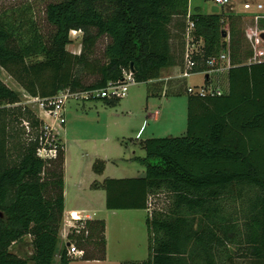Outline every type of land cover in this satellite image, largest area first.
I'll return each mask as SVG.
<instances>
[{"label":"trees","instance_id":"16d2710c","mask_svg":"<svg viewBox=\"0 0 264 264\" xmlns=\"http://www.w3.org/2000/svg\"><path fill=\"white\" fill-rule=\"evenodd\" d=\"M189 0H61L49 3L47 21L54 31L34 32L18 40L0 22V68L28 94L45 98L62 89L99 90L132 70L137 83L152 81L151 93L162 95V70L183 65ZM181 29V48L173 50L174 22ZM195 23L192 73L228 51L229 92L187 93L186 80L167 84L165 95H187V130L183 136L140 141L137 157L145 175L107 178L108 210L148 209L150 195H171L169 210L146 217L148 256L121 264H227L228 245H240L251 261H264V61L254 60L242 37L244 15L192 11ZM228 25L226 31L224 26ZM264 30V13L258 21ZM82 33L80 54L66 49L70 32ZM110 39L104 61L92 56L98 40ZM37 58L36 61L28 59ZM86 75L97 78L85 83ZM209 82L205 76L204 84ZM108 106L121 98L94 96ZM20 92L0 78V264H70L67 245L83 251L85 260L106 255L104 219L79 220L61 243L64 213V146L56 158L38 156L44 143L43 119L21 106ZM27 129V130H26ZM100 168L96 170L101 171ZM238 199L243 224L233 221L227 201ZM240 203V204H241ZM246 205V206H245ZM25 237L30 258L12 252ZM243 239V240H242ZM92 247L93 251L88 248Z\"/></svg>","mask_w":264,"mask_h":264},{"label":"rangeland","instance_id":"374dc122","mask_svg":"<svg viewBox=\"0 0 264 264\" xmlns=\"http://www.w3.org/2000/svg\"><path fill=\"white\" fill-rule=\"evenodd\" d=\"M61 0H0V22L6 25L8 28L14 31L15 37L18 40H27L31 34L34 32L40 33L44 38H47L53 31L54 26L51 25L46 18V8L49 3L59 2ZM251 6L250 10L244 8L245 4ZM261 4L262 9L258 10L257 5ZM194 5H201L204 7L208 13L213 12V7L217 6L219 10L225 14L229 13H246L244 14V21H242L241 30L242 37L245 39V44L248 49L252 52V58L255 56L254 41L253 36L249 32H258L259 25L258 21L261 18V15L264 13V0H229V3L226 5H216L214 0H194ZM178 21V18L174 19V22L171 23L170 29L173 34L172 37V47L173 50L178 52V49L181 48V41L183 35L181 36V29L178 28L175 22ZM224 29L229 30V26L225 25ZM251 30V31H250ZM71 43L66 46L67 50L71 52L74 48L75 51H78L79 44L81 45L82 33H70ZM184 40V39H183ZM110 39L106 36H102L97 44L94 47L93 54L95 58H98L104 61V49ZM202 42L200 41L197 46H201ZM259 48V47H257ZM257 57V55L255 56ZM30 61H36L37 58L28 59ZM178 72L175 68L170 67L165 70H162L160 74L161 81L160 83L164 84L165 78L172 77L175 78ZM205 74L203 72L193 75L187 79V86H197L202 85L204 82ZM0 78L1 80L11 89L20 92V101L21 106H27L31 108L41 119V110L39 108V103L32 98L28 97V93L22 89L19 83L3 68H0ZM97 76L86 75L85 83L89 84L93 82ZM216 78V79H215ZM169 82H174L180 79H170ZM213 84H219L226 91L227 89V79L222 77V74L213 75ZM148 85L145 83L135 84L129 87L127 95L140 94L141 98L144 100L143 104L145 105L146 90ZM32 96V95H31ZM124 96V97H126ZM122 97V98H124ZM169 97V96H168ZM120 99V103L117 106H108L102 99H75L71 98L65 105V111L71 117L70 125L73 132H81L83 138H91V143H96L98 146L100 144H107L108 147L119 146L122 150V159H113L119 167L127 170L131 175H138L137 171L140 168H143V165L138 160L137 157H144L145 150L141 147L140 142H136L134 138H130L131 134L122 135L118 130L123 125L124 120L116 117V109L120 106L123 99ZM155 102L161 101V96L151 97ZM158 109V108H155ZM131 110L130 113H134V108L123 109V115H126V112ZM158 110H154L155 112ZM44 123V122H43ZM149 127L153 128V123L148 121ZM70 127V126H69ZM118 130H117V129ZM27 130V129H26ZM131 133V132H130ZM145 137H170V136H181L185 135L183 130H178V125L171 130L166 129V127H158L157 132L154 135H149L147 130L144 133ZM60 143V140L57 139V143ZM56 158V157H52ZM120 175V174H119ZM138 177V176H135ZM171 195L164 192L155 194L153 197V210H169L171 206ZM236 200L227 201V209L230 213H235L232 220L238 221L240 224H243L245 221L244 218L237 213L242 206V203ZM246 206V205H245ZM242 208V207H241ZM131 224L125 228V231L118 228L117 224H110L107 230V237L111 247V255L107 258L106 261L100 264H120L121 262L117 261L118 254L122 257L123 260H132L139 259L144 260L148 256V236L146 230V214L144 212L139 213H130ZM79 220H77L73 227L80 225ZM64 223V217L62 220V225ZM61 225V228H62ZM61 243H65V236L61 237ZM243 240V239H242ZM240 245H228L229 253L231 258L227 261V264H264V261L254 262L251 261L249 257L240 256L243 254L242 247ZM93 251L92 247L88 248ZM12 252L16 253L21 257L30 258L31 256V243L29 237H25L18 243H15L11 247ZM55 256L54 264L58 263L59 256ZM70 264H99L92 261H87L81 257H75Z\"/></svg>","mask_w":264,"mask_h":264},{"label":"crops","instance_id":"0c3cea01","mask_svg":"<svg viewBox=\"0 0 264 264\" xmlns=\"http://www.w3.org/2000/svg\"><path fill=\"white\" fill-rule=\"evenodd\" d=\"M215 4V3H214ZM189 10L192 12L195 9L202 13L209 14L201 5H194V0H189ZM251 9V8H250ZM247 9V10H250ZM219 10V9H218ZM246 14V13H235ZM179 18V17H177ZM165 70V69H164ZM217 74L227 79V89H223L224 93L229 92L228 71L223 70ZM195 75V74H193ZM191 75L190 77H192ZM189 77V78H190ZM216 79V78H215ZM159 81V80H157ZM152 81L142 82L148 85L146 90L145 102L140 94L127 95L122 98V103L116 109V117L124 120L123 125L117 130L124 136L131 134L130 138H134L136 142H140L148 137L144 133L149 132V135H154L158 127H166L171 130L178 125V130H183L186 134L187 130V95H159L151 93L150 86ZM187 82V80H186ZM140 84V83H137ZM223 88V87H222ZM161 96V101L155 102L151 97ZM121 101V100H120ZM120 103V102H119ZM118 103V104H119ZM117 106V105H116ZM133 107L134 113L131 110L123 115V109ZM158 108V109H155ZM158 110V116L154 119L153 112ZM42 115V114H41ZM43 118L46 122H50L47 117ZM71 117L64 111V121L62 127L59 129L58 139L64 146V223L60 228V236L63 238L65 234L73 227L77 219L71 217V213H76L78 219L95 220L104 219L106 223L105 238H106V255L102 260L93 259L87 260L96 263H102L111 255V247L107 237V230L110 224H117L120 232L125 231V228L131 224L130 213L144 212L146 216L149 215L148 209H122V210H108L106 208V190L104 182L107 178H137L145 175V167L138 169V175H130L124 168H118L119 165L113 159H122V150L118 146L108 147L107 144H98L96 141L91 143V138H83L81 132H73L69 124ZM153 123V128L149 127ZM70 126V127H69ZM131 132V133H130ZM183 136V135H181ZM176 137V136H170ZM101 171L96 170L100 168ZM120 174V175H119ZM80 216V218H79ZM59 256V255H58ZM57 256V257H58ZM74 256V255H72ZM77 256H74V259ZM118 262L128 260L121 259L118 254ZM138 260L139 259H132ZM120 263V264H121Z\"/></svg>","mask_w":264,"mask_h":264},{"label":"built area","instance_id":"2783aa9c","mask_svg":"<svg viewBox=\"0 0 264 264\" xmlns=\"http://www.w3.org/2000/svg\"><path fill=\"white\" fill-rule=\"evenodd\" d=\"M214 3L216 5H226L227 3H229V0H214ZM244 8L250 9L251 6L246 3L244 5ZM262 8L263 6L261 4L257 5L258 10ZM191 14L192 12L188 8L187 14L185 16L186 28L184 32L185 50H184L183 65H177L173 67L178 72L175 78L168 77L164 79L165 83H164L162 95H165L167 91V84L169 83V81H171L170 79L187 80L191 75L201 73V72L192 73V69L196 66V61L193 59V53L197 51L196 49L197 46L194 43L193 30L195 28V23L191 19ZM71 32L78 33L80 31L72 30ZM249 33L254 37L253 41H254L255 56L257 55V57H259L257 59L254 56V60L264 61V30L259 29V31L256 33L254 31L253 32L251 31ZM74 49L71 51V53L80 54L81 45L79 44L77 52ZM206 66L207 69H205L202 72L205 74V76H207L209 80L208 84L205 85L203 82L202 85L186 86L187 93H195L202 96L207 94L220 95L224 93L222 86H220L219 84H213L212 80L214 74H217L218 72H222L223 70L228 71V69L230 68L231 63H230V57L228 51H222L218 56L208 59L206 61ZM159 81H161V78H159ZM135 84H137V82L135 80L132 70L124 69L121 80L117 82H110L108 83L107 87L99 90L73 91L70 88H65L57 92L54 96L45 97V98L35 97L28 94V97L32 98L33 100L39 103L41 114L44 117L50 119V122H46V120L43 118V122H44L43 130H44L45 139L42 147L38 149V156L44 159L57 156L56 144H57L59 129L63 125L65 105L71 98L87 99L94 96L107 97V98H113V97L122 98L126 96L129 87ZM157 116H158V111L153 112L152 117L155 119ZM153 197L154 195H150L148 198L149 214H151L153 210V204H152ZM71 217L73 219L81 220L78 218H74L73 213H71ZM68 232L65 234V239H66L65 243H67L68 241L67 240ZM67 249L69 254L71 255L77 257H82L83 255V251L76 248L73 243L67 245Z\"/></svg>","mask_w":264,"mask_h":264},{"label":"water","instance_id":"95a60500","mask_svg":"<svg viewBox=\"0 0 264 264\" xmlns=\"http://www.w3.org/2000/svg\"><path fill=\"white\" fill-rule=\"evenodd\" d=\"M218 9H219V8H218L217 6L213 7V12H217Z\"/></svg>","mask_w":264,"mask_h":264},{"label":"bare ground","instance_id":"6f19581e","mask_svg":"<svg viewBox=\"0 0 264 264\" xmlns=\"http://www.w3.org/2000/svg\"><path fill=\"white\" fill-rule=\"evenodd\" d=\"M77 52V51H76ZM74 218H78V215L76 213H73Z\"/></svg>","mask_w":264,"mask_h":264}]
</instances>
